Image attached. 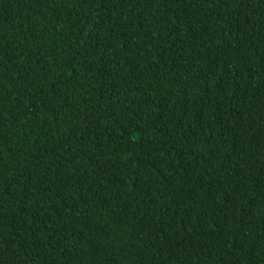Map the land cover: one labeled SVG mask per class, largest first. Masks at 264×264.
<instances>
[{
    "label": "trees",
    "instance_id": "1",
    "mask_svg": "<svg viewBox=\"0 0 264 264\" xmlns=\"http://www.w3.org/2000/svg\"><path fill=\"white\" fill-rule=\"evenodd\" d=\"M0 264H264V0H0Z\"/></svg>",
    "mask_w": 264,
    "mask_h": 264
}]
</instances>
